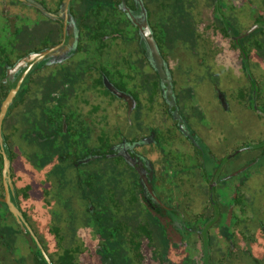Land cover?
<instances>
[{
	"label": "flooded vegetation",
	"instance_id": "obj_1",
	"mask_svg": "<svg viewBox=\"0 0 264 264\" xmlns=\"http://www.w3.org/2000/svg\"><path fill=\"white\" fill-rule=\"evenodd\" d=\"M257 66L264 0H0V264H264Z\"/></svg>",
	"mask_w": 264,
	"mask_h": 264
},
{
	"label": "rangeland",
	"instance_id": "obj_2",
	"mask_svg": "<svg viewBox=\"0 0 264 264\" xmlns=\"http://www.w3.org/2000/svg\"><path fill=\"white\" fill-rule=\"evenodd\" d=\"M228 57L229 58H227V60L229 61L230 57H233V56L229 55ZM255 63L259 64V65L261 64V62L259 60L255 61ZM232 67L234 68V70H238L236 68V65L233 64ZM263 68H264V66H262L261 69L257 66V69L259 72H264ZM227 69H230V68L228 67ZM234 76H237V75H234ZM245 79H247V78H245ZM240 96L242 97V95H240ZM255 113H253L250 110H239V111H233L229 115V117H228L229 119L226 116H224V118H225L223 120V122H225L224 128H225V130H227V133L226 132L224 133L223 137H225V141L222 142V144L220 143V145H222V148L226 152L230 153L233 150L237 151L240 149L241 151H243V149H249V148L252 149L253 148V143L256 140V137L258 136L256 134L259 130L257 123H256V119H258V116ZM214 121H216V118H214ZM209 123H210L209 120L206 122L205 121L203 122L204 125L207 124V125H205L207 128L210 126ZM262 132H264V125H263ZM200 133L207 134L203 128H201ZM238 133H240L241 135L239 137H237V140H236L235 136ZM186 150H188V145L182 144V147H181V150L179 151V153L176 154V152H174V154H172V155H173V157H175L174 159H176L182 163L181 165H183V169H187V171H190L191 163H188V162H190L191 158H188L187 156H185L187 154ZM188 151H190V150H188ZM247 152L250 153L251 151H247ZM245 153H246V151H245ZM259 182H260V184H258V185L264 186V180L260 179ZM174 185L176 186V183H174ZM249 233H250L249 237H252L253 236L252 233H254V231L251 230V232H249Z\"/></svg>",
	"mask_w": 264,
	"mask_h": 264
},
{
	"label": "water",
	"instance_id": "obj_3",
	"mask_svg": "<svg viewBox=\"0 0 264 264\" xmlns=\"http://www.w3.org/2000/svg\"><path fill=\"white\" fill-rule=\"evenodd\" d=\"M144 29H145V31H143V34H144V36L147 38V41H148L149 45L152 46V50L154 51L155 59H156L158 65H159V67L164 69V68H165L164 62H163L162 58L159 56V54H158V52H157V50H156V48H155V43H154L153 38L151 37V32H150V29H149L147 23L144 25ZM47 53H48V52H47ZM47 53H46V54L44 53V54H42V55H43V56H46ZM42 55L33 56V59L36 58V59H38V60H39V59L41 60ZM170 93H171V92H170V88H169V94H170ZM180 121L183 122L182 119H180ZM182 130H183V128H182ZM185 135L188 136V137H191L188 133H185Z\"/></svg>",
	"mask_w": 264,
	"mask_h": 264
}]
</instances>
